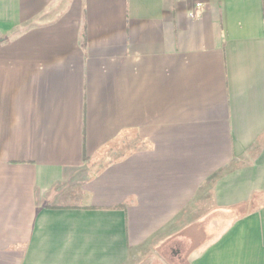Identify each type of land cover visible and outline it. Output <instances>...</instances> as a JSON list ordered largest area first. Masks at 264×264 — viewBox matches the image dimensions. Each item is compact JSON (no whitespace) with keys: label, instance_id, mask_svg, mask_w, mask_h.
<instances>
[{"label":"crops","instance_id":"0c3cea01","mask_svg":"<svg viewBox=\"0 0 264 264\" xmlns=\"http://www.w3.org/2000/svg\"><path fill=\"white\" fill-rule=\"evenodd\" d=\"M0 264H264V0H0Z\"/></svg>","mask_w":264,"mask_h":264}]
</instances>
